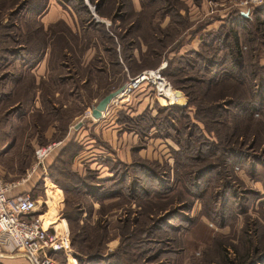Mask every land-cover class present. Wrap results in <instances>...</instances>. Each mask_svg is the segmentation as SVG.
Masks as SVG:
<instances>
[{
  "label": "rangeland",
  "instance_id": "obj_1",
  "mask_svg": "<svg viewBox=\"0 0 264 264\" xmlns=\"http://www.w3.org/2000/svg\"><path fill=\"white\" fill-rule=\"evenodd\" d=\"M84 1L92 21L99 19L98 13L89 10L94 8L92 3ZM141 1L144 8L136 12H133L130 0H116L115 8L111 10L114 12L118 5L123 8L119 12L123 15L119 21L121 29H128L129 22L141 28L128 34L132 39L139 37V42L134 40L129 46L127 35L109 24L119 42L117 54L130 69H135L132 76L144 69L156 68L161 65V60H165L163 68L170 80L166 78L170 84L168 90L173 93V89H179L173 82L181 85L187 105L183 110H166L174 105L178 107L176 102L170 104L171 100L166 98L161 104L152 88L145 84L133 88L125 100L110 102L113 113L108 114V120L98 130L99 136L96 134L95 137L98 152L91 146L83 152L82 148L78 149L75 156L80 153L79 156L76 160L74 156L69 163L73 170H79L81 185L67 182H77L78 176L69 172L66 162L59 164L62 172L61 175L57 173L58 182L50 181L54 188L49 189L59 190V205H53L51 197L54 198L55 193L47 191L52 208L47 213L55 218L57 231L68 243L65 250L52 248L50 252L59 264H250L254 261L258 264L257 257L264 251L262 200L255 199L254 194L248 195L242 202L246 203L244 212L231 210L223 216L222 223L216 202L217 192L222 196L227 190L237 193L236 200L240 197L242 200L244 191L260 189L258 180L249 175L245 167L223 165L224 155L214 146L235 144L251 148L247 152L251 155L264 156V113L253 114L252 118L258 122L247 121L246 126V119H239L233 105L226 104L231 92L240 93L243 87L246 89V80L252 84L264 77V0L259 6L250 2L243 4V0H137L136 7L139 4L142 7ZM24 2L0 0V146L6 142L4 136L14 144L1 159L2 167L6 168L1 178L7 181L21 179L36 167V146L54 143L52 151L58 149L57 155L68 141L65 138L74 128L72 124L81 121L77 128L87 126L85 109L94 105L107 87L113 90L126 80H97L101 87L104 84L99 95H94L91 87L81 88L78 79L49 83L45 80L43 103L36 100L40 107L33 108L32 96L36 92L28 83L32 74L24 75L25 66H21L18 59L9 60V55L2 50L8 45L13 46L16 37H22L21 42L26 34L32 36L35 31L37 23L33 19L38 18L27 12ZM169 4L173 10L166 14L163 7ZM51 5H58L70 15L72 12L79 25H82L81 17H86L77 0L70 4L67 0H51ZM109 5L111 2L106 1L103 9ZM235 11L246 12V18L233 25L243 66L241 87L229 85L225 80L211 83L208 80L210 73L204 71L202 64L204 59L221 60L226 56V73L238 71L237 67L232 70L228 67L233 48L230 39L223 37L226 18L230 17L228 13ZM109 19L113 25L114 18L109 16ZM31 42L36 44L35 39ZM106 43L104 41V45ZM140 43L145 44V48L141 47L142 52L135 47ZM134 50L140 62L131 59ZM74 68L72 70H77L78 75L82 74V68ZM113 69L116 71L115 67ZM251 71L256 75L252 76ZM4 74L8 76L3 78ZM22 75L24 82L19 83L17 79ZM187 93L192 98L191 103ZM163 94L169 97L170 92ZM17 107L19 110H15ZM197 107L201 110L196 114ZM168 119H171L169 124ZM233 124L239 127L231 136ZM52 125H55L54 130L47 135L45 132ZM91 133L89 135L94 137ZM73 149L69 147V151ZM98 156L123 163L136 160L137 175L138 170L146 171L147 175L137 177L139 185L135 190L129 180L130 188L134 190L129 195L125 187L111 186L108 179L113 175L109 165L103 163L106 167L102 170L96 161ZM108 156L126 157L124 161L127 162L121 161L123 159L115 161ZM65 157L67 160L68 156ZM91 157L94 159L88 160ZM199 158L206 162H199ZM195 160L198 164H194ZM211 161L216 163L213 171L200 178L197 187L191 186L193 179L186 172L193 171V165L204 167ZM138 164L144 167H137ZM124 168L127 171V167ZM9 172L14 173L13 177L6 176ZM85 179L95 185L98 183L99 189L85 193L82 185ZM226 180L229 182L224 185ZM32 193L36 196L39 191ZM0 251L18 252L8 248ZM21 260L28 264L24 258Z\"/></svg>",
  "mask_w": 264,
  "mask_h": 264
},
{
  "label": "trees",
  "instance_id": "obj_2",
  "mask_svg": "<svg viewBox=\"0 0 264 264\" xmlns=\"http://www.w3.org/2000/svg\"><path fill=\"white\" fill-rule=\"evenodd\" d=\"M72 1L74 0H67V3L70 4ZM79 3V8L80 10L85 14L86 17H81V23L84 22H88L87 25L91 26V27H99L98 22L96 21H92L93 19L91 18L87 7L85 5V1L84 0H77ZM89 2L92 3V5L94 6L95 11L98 14L103 13V8H104V4L106 3V1H110L111 5H109L108 11H109V16H111L112 18L119 16L120 18H122V13H119L120 11H122V7H120V5H118V7L116 8V10L114 12H112L111 10L114 7V4H116V0H87ZM121 1V0H120ZM150 2H154L156 0H149ZM166 2V0H163ZM46 3V0H25L24 2V8L28 9L27 12L31 14H37V12H40L44 6V4ZM142 7L143 3L141 1ZM164 12L167 14L168 11L173 10L172 7L169 6H164ZM36 9V10H35ZM118 12V13H116ZM228 15H230V17H227V26H226V33L224 34V38L225 39H230L231 42V46L233 48L232 52H233V56L232 53L229 55L230 58V62L228 67L232 70L234 69V67H237L238 71L236 72H230V73H226V69L225 68V63L228 60V58L226 56L223 57V59L218 60V59H204L202 61V64L204 66V71L210 73L208 75V80L211 81V83L217 84V82H224L222 80H225V82H229V85H238V86H242L241 84L243 83V78H242V61H241V54H240V50L238 48V38H237V33L236 31L233 29V25L236 24H240L241 20H244L246 18L245 15H242L239 11H235V13H228ZM1 17V15H0ZM35 21L36 26L35 31L31 34L32 36H29L28 34H26L25 38H23V40L21 42H19L22 37L18 38L16 37L13 46L12 45H8L7 47L3 48L2 50L5 51V53H7L8 59L12 60L11 58L14 59H18L20 62L21 66H25V71L23 72L24 75L26 74H32L30 76V81L28 82L30 84V89L31 87L33 88V92H36L37 90H39V100L41 103H43V91L45 90V80L46 82H50L52 80H57V81H61V82H65L67 81V78H63L60 77L63 76V70H65L66 68L72 70V66L75 67V65H72L73 61L77 59V57L74 55V49L69 46V38H75V40L77 39V35L76 33H73L71 31V28L63 21L60 20L58 21L56 24L52 25H47L46 28H44L42 22H40L38 19H33ZM39 21V22H37ZM260 23V22H259ZM224 28V26H223ZM256 31H258V27L256 26ZM220 32V31H219ZM118 38L120 39V36L118 35ZM35 39L36 40V44L32 45L31 40ZM121 40H123V37L121 38ZM48 41L51 42V52L56 56H52L51 60L49 61L50 63V69L51 72L49 73L48 77L46 79H40L38 83L35 82V77L32 73V67L40 60V58L43 56L44 51L46 50V46L48 44ZM17 43V44H15ZM113 43V42H112ZM115 44L113 43V48ZM120 47V46H119ZM109 52L111 54V56H117V52L114 51V49L109 47ZM69 52L71 53V55H62V52ZM120 53L122 54V50L120 51ZM194 54H197L196 52H193ZM123 55V54H122ZM63 56H66L67 61H64L65 59L63 58ZM169 61V59H168ZM77 67V66H76ZM167 67V65H166ZM165 67V68H166ZM261 67V66H260ZM119 69V68H116ZM69 70V71H70ZM259 70V69H258ZM82 71V75L85 72V69L81 70ZM30 72V73H29ZM161 72L163 74V76L165 78L168 79V75L165 74L164 72V68L161 69ZM167 75V76H166ZM251 75H256L255 73H253V71H251ZM8 76V74H4V77ZM134 76V75H133ZM132 77V76H131ZM76 79H78L77 77H75L74 79L70 80V81H76ZM80 80V79H78ZM88 78L85 79L84 83H79L80 86L82 87V85H85V82L87 83ZM169 80V79H168ZM17 81L19 83L24 82V76L22 75L21 78L18 77ZM170 81V80H169ZM125 81H123L122 83H125ZM247 82V86L246 89L243 87L242 91L240 93H236V92H231V94H229V98L226 101V104H230L233 105L234 108V114L237 115V117L239 119H246V126L247 125V121H253L256 120V122H258V120L256 118H252L253 114L256 113H264V77L260 78L258 82L256 83H252L249 80H246ZM98 83H100V81H98ZM171 83V82H170ZM174 87L179 88L181 90H183L184 88L179 85L174 83ZM119 86V85H118ZM117 87V86H116ZM86 89V88H85ZM88 89V88H87ZM115 89V88H114ZM111 91V88L107 87L106 90H104V92L102 93V96L104 94H106L107 92ZM72 92V91H70ZM5 95L7 94V91L3 92ZM186 93V92H185ZM35 94L33 93V100L32 102H34L35 99ZM69 94V93H68ZM42 95V96H41ZM70 95V94H69ZM187 96L189 98V103H191V99L189 93H187ZM221 106V105H217ZM19 107L15 108V110H19ZM214 108V106L212 107V109ZM184 109V108H183ZM180 107H168V109L166 110H174V111H178V110H183ZM206 111V108H202ZM201 110V108L197 107V110L195 111V113L197 114L198 111ZM121 112V111H120ZM148 113V112H146ZM205 117V116H203ZM6 118V116H5ZM119 117H117L118 120ZM238 119V121H239ZM171 122V119H168L167 123L169 124ZM154 124H152L153 126ZM195 124H193L194 126ZM196 126V125H195ZM232 128V132L233 133L231 136L234 135V133H236L235 131L238 130L239 125L238 124H233L231 126ZM189 134V132H188ZM2 135V134H1ZM6 138V139H5ZM5 141L7 142V136H4ZM4 143V142H3ZM8 143L10 144V142L8 141ZM8 144V145H9ZM69 147H73V151H69ZM216 151H220V153L222 155H224V158L221 159L222 160V164L223 165H227L230 164V166H242L247 168V172L249 173V175H251L253 178H255V180L261 181L263 184V189H264V156H261L259 154H255L251 155L250 153H247L248 150H250L251 148H241L240 146H235V144L231 145V146H225V147H220L217 145L214 146ZM62 148V149H61ZM60 150L58 151L57 155L54 157V159L52 160V162L48 165V177L51 180L55 181L56 183L58 182V177H57V173L58 175H61L62 169H60V165L64 162L68 163V167H69V172L73 173L74 175L78 176V181L77 182H73L72 180L69 181L68 178L66 177V179L68 180L67 182H69L70 184H74L77 185L78 183H80V176L81 174H79L77 171L73 170L69 163L71 161V159H73V157L76 155V152L78 151V149H81V145L78 144L76 141H74L72 138L68 139V141H66L64 147H61ZM252 150V149H251ZM250 150V151H251ZM254 150V149H253ZM135 151V150H133ZM134 155V152H133ZM65 156H68V159L65 160ZM250 157V158H249ZM101 162L109 165L108 168L110 169V172L113 176H111V178L108 179V181L111 183L112 187L115 188H119L120 187H125L126 190L128 191L127 194L131 195L132 191L135 190V188L139 185L137 182V177H139V175L144 174L145 176L147 175L146 171L144 170H138L140 173L139 175H137V172L134 168V163L136 162V160L134 162H130V163H123V162H114L111 160H107V159H101ZM192 162V161H191ZM194 164H198L197 161H193ZM199 162H206L203 160V158H199ZM212 162V163H211ZM208 164L206 163L204 167H201L200 165H193L194 170L193 171H188L186 173L191 174L190 175V179H193V182L191 183V186L193 185L194 187H197L199 182L201 180H199L200 178H203V176H208L210 174V172L213 171V169L216 167V163H214V161H211ZM126 164V165H125ZM189 165V164H186ZM127 167V171H124V167ZM137 167H144L142 164H138ZM189 167V166H188ZM190 167H192V165H190ZM62 168V167H61ZM134 168V169H132ZM130 173V174H129ZM63 177V180H66ZM98 180V179H96ZM129 180L132 182L131 185H134V190H132L130 188L129 185ZM54 182V183H55ZM98 182V181H96ZM229 181L226 180L225 184L228 183ZM97 184H93L90 182H87V179L82 181V185L84 187V192L86 191L88 193V191H96L97 189H99L97 187ZM50 187H53L52 184L49 185ZM110 186V187H111ZM54 188V187H53ZM52 189V188H51ZM49 189L48 191L53 192V194L55 193V197H51L52 201H53V205H55L56 207H58L59 205V190L58 189ZM101 189H103L101 187ZM230 189V188H229ZM132 190V191H131ZM85 192V193H86ZM91 193V192H90ZM250 194H254L255 195V199H259L261 197L262 198V203H264V194L261 195L259 193V191L255 190H250L249 191H244L242 196V200L241 197L239 198L240 200H236L237 199V193H233L232 190H227L226 193H222V196L220 195V193L217 192L218 198H217V204H218V209L220 211V218L219 221L222 223L223 216L226 213H230V211L232 210L233 212L236 211V213H243L245 210V206L246 203H242L243 201L246 200L247 196ZM196 196H200L199 194H196ZM51 201V202H52ZM54 201H56L54 203ZM259 201V200H258ZM52 207V203L50 204ZM77 209H79V207H77ZM82 209V208H81ZM81 211V210H79ZM214 215H218V212H214ZM55 223V222H54ZM260 260L259 262H257L258 264H264V251L260 254L259 257H257V261ZM250 264H256V261L251 262Z\"/></svg>",
  "mask_w": 264,
  "mask_h": 264
},
{
  "label": "crops",
  "instance_id": "obj_3",
  "mask_svg": "<svg viewBox=\"0 0 264 264\" xmlns=\"http://www.w3.org/2000/svg\"><path fill=\"white\" fill-rule=\"evenodd\" d=\"M50 1L51 0H46V3L44 4L42 10L40 12H37L36 16H37L38 20L40 22H42L43 26H46V27H47V25H50V24L54 25L58 21L63 20L71 28V31L73 33H76V35H77L76 40H75V38H72V37L69 38V46H71L74 49V55L77 57V59L73 61L72 65H75V67L79 66L80 68L85 69V72L83 73V75L82 74L78 75L77 70H74L75 68L72 66V68H74L73 70L66 68L65 70H63V73H62L63 76L60 75V77L67 78V81L72 80L75 77H77L78 79H80L81 84L84 83L86 78H88L87 83L85 82V85H82L81 88L85 89L87 87H91L93 90V94L99 95V93L104 88V84L101 87L100 83L96 82L97 80H104V81H116V80H122V79L128 80V78L131 77L132 74H134L135 69H130L129 66L127 65L126 61L124 59H121V57H119L118 54L115 57L111 56V54L108 50L109 47L114 49V51H116L117 53H119V42L116 39V34L113 33L112 30L108 26L110 24L111 27L113 26L117 30H120V31L122 30L124 32V34L127 35L126 42L129 43V46H130L134 40H135V43L139 42L138 36L136 39H132L130 36L128 37V34H130V32H134L138 29H141V28H139L138 25L134 26L132 22L131 23L129 22L128 29L126 27L121 29L122 26H121V23L119 22L121 20V18L119 16L114 17V22L112 21L113 25H111V23H110L111 21L109 19V11L107 8L103 9V13L98 14L100 16V18L97 19L96 22H98L99 27H91V26L87 25L88 22H85V20H84V22H82V25H79L78 18L76 21L74 14L71 12L72 9L70 12L74 17L72 15H70L67 10L65 13V11L62 10L58 5H55V6L51 5L50 6ZM136 2H137V0H135V1L130 0L133 12L139 11L140 9L143 8L140 6V4H139V7H136ZM89 10L91 12L95 11L94 8H89ZM122 11H123V9H122ZM116 13H118V12H116ZM96 14H97V12H96ZM100 38H102V39H100ZM104 41L107 42L105 45H104ZM112 41L115 44V46H114L115 48H113ZM108 43H109V45H108ZM134 45H136V44H134ZM142 46L145 48V44H143V43L142 44L140 43L139 46H135V47L140 48V51L142 52L143 51V48L141 50ZM66 54H67V57H68V55H71V53H69V52H65V51L62 52V55H66ZM130 55H131V59L136 60L137 62H140L139 61V55H138L137 51H135V50L132 51V53ZM52 56H56V55H55V53L53 54L51 52V42L48 41V44L46 46V50L44 51L43 56L32 67V73L35 77L36 83H38L40 79H46L48 77L49 73L51 72V69L49 66L50 65L49 61L51 60ZM63 58L65 59L64 61H67L66 56H63ZM163 62H165V60L164 61L161 60V63H163ZM113 67L119 68V69H116V71H113L114 70ZM127 76H128V78H127ZM111 85H114V83H112ZM36 92H37V95L35 96V99H34L33 108L39 109L40 106L37 105V103H35L37 101H40L39 100V90H37ZM122 95L123 94L118 95L117 97H115V99L121 98ZM151 101H152V99H150V102ZM109 104L110 105L107 106V108L102 112V114L99 118H93L90 114L86 115L87 116L86 121H88L86 127H84V125H82L80 128L79 127L77 128L75 126L76 123L72 124L74 126V128H72V130L68 132V137L65 139L68 140V139L72 138L74 141H76L78 144H80L81 148H82V152L84 149L86 150V148L89 146L92 147V150L94 149L93 150L94 152H98V145L99 144L98 145L95 144L97 142L95 140V137H96V134H97V136H99L98 130L100 127H102L103 123L108 120V114L110 112L113 113V109H111V103H109ZM150 105H151V103H150ZM64 106H66V105H64ZM85 110L87 111L88 107ZM89 110H90V108H89ZM115 117H117V115ZM77 121H78V119H77ZM77 121H75V122H77ZM54 128H55V125L49 126L45 133L47 135H50L53 132ZM90 130L95 135L94 137H91L89 135L91 133ZM76 135H78V136H76ZM160 142H162V141H160ZM8 144H9L8 142H5L3 145L0 146V175L1 176H2V173H4L6 170V168H3L1 165V159L4 158L10 152L12 147L14 146L13 140L10 142L9 145ZM57 150L58 149L54 150V152L51 151L49 153V155L46 157V159L44 161L45 162V171H43L41 167L36 166L35 168H33L31 170V173L29 175L24 176L21 179L9 180V181L16 182V186H14L12 189H10V191H9L10 194H14V193L22 192V191L30 192L32 194V196L39 203L40 210L45 212V214L49 210L52 209L49 207L50 198L47 194V191L50 188L49 185L51 184L49 177H48V165L54 159ZM52 152H53V154H52ZM79 154L77 156H75V158H74L75 160L77 159ZM98 158L102 159V158H106V157L98 156ZM98 158H96V161L99 163V166H101L102 170H103V167H106V166H104L103 162H101V160H99ZM107 158L115 160V161L121 160V159H123L121 161L126 160L125 159L126 157L125 158L121 157L120 159H115V158L108 156ZM92 159H94V157H91L88 160H92ZM124 162H127V161H124ZM72 166H73V168L78 170L76 167H74V165H72ZM13 175H14V173H11V172L6 173V176H8L9 178L13 177ZM100 177H102V176H100ZM5 181H7V180H5ZM256 182H258L257 186L260 188V189H256V190L259 191V193L261 195H263L264 189H263L262 182L261 181H256ZM32 191H39V194L35 196L32 193ZM262 198L263 197L259 198L258 200L261 201ZM53 220H55V218H53ZM52 222H55V221H52ZM54 227L57 230L55 224H54ZM20 258L21 259L24 258L26 261H28L27 262L28 264H32L31 261L28 259V257L21 252L7 253V252L0 251V264H26L25 261H22Z\"/></svg>",
  "mask_w": 264,
  "mask_h": 264
},
{
  "label": "built area",
  "instance_id": "obj_4",
  "mask_svg": "<svg viewBox=\"0 0 264 264\" xmlns=\"http://www.w3.org/2000/svg\"><path fill=\"white\" fill-rule=\"evenodd\" d=\"M249 2L259 6L263 0H243L241 3ZM164 66L165 62L156 68L144 69L129 77L124 90L118 94H123L122 97L113 100L118 102L125 100L133 88L142 84L152 88L161 104L166 102V98L170 100L158 89L159 83L170 85L161 72ZM175 100L173 91V100L170 104H175ZM85 112L87 115L90 114L89 109ZM55 145L51 143L34 148L36 166L41 167L43 171H45L44 161ZM14 186L16 182L5 181L0 175V249L8 248L21 252L32 264H59L53 258L50 249L63 248L65 250L68 246L67 239H63V235L55 229L52 221L44 217L45 212L40 210L39 203L30 192L10 194L9 191Z\"/></svg>",
  "mask_w": 264,
  "mask_h": 264
},
{
  "label": "water",
  "instance_id": "obj_5",
  "mask_svg": "<svg viewBox=\"0 0 264 264\" xmlns=\"http://www.w3.org/2000/svg\"><path fill=\"white\" fill-rule=\"evenodd\" d=\"M242 15H246V12H240ZM125 83L116 87L115 89L104 94L94 105L90 107V115L93 118H99L102 112L107 108L109 103L124 90ZM174 96L176 97V105L183 108L187 105V98L181 89H174ZM81 123L78 122L75 126H79Z\"/></svg>",
  "mask_w": 264,
  "mask_h": 264
},
{
  "label": "bare ground",
  "instance_id": "obj_6",
  "mask_svg": "<svg viewBox=\"0 0 264 264\" xmlns=\"http://www.w3.org/2000/svg\"><path fill=\"white\" fill-rule=\"evenodd\" d=\"M158 89L162 92V93H168L169 94V92H170V95H169V97H170V100H173V93H172V91H169L168 89H169V85H167V84H158ZM117 97V96H116ZM176 101V100H175ZM44 217H46V218H48L47 220H49V221H53V219L50 217V215L48 214V213H46V214H44ZM52 223H54V222H52ZM55 224V223H54Z\"/></svg>",
  "mask_w": 264,
  "mask_h": 264
}]
</instances>
